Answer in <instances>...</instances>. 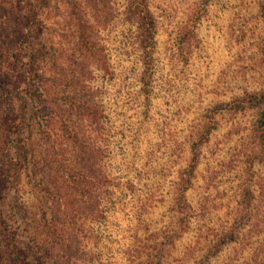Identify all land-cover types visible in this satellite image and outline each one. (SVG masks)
<instances>
[{"label": "rangeland", "instance_id": "obj_1", "mask_svg": "<svg viewBox=\"0 0 264 264\" xmlns=\"http://www.w3.org/2000/svg\"><path fill=\"white\" fill-rule=\"evenodd\" d=\"M32 1L42 66L75 100L27 102L24 148L54 180L19 170L2 258L13 237L27 264H264V0ZM57 130L106 176L86 198L53 171Z\"/></svg>", "mask_w": 264, "mask_h": 264}, {"label": "trees", "instance_id": "obj_2", "mask_svg": "<svg viewBox=\"0 0 264 264\" xmlns=\"http://www.w3.org/2000/svg\"><path fill=\"white\" fill-rule=\"evenodd\" d=\"M8 10L12 13H7ZM23 11H28L29 14L23 15ZM0 22V146L2 147L1 151L3 152L5 150L6 152V154L2 156L3 160L0 156V173H2L0 174L1 203L7 188L17 187L18 176L20 175L19 170L25 168L26 165H29L31 162L34 163L32 164L33 180H38L37 178L44 179L45 177L53 179L51 175L49 176L42 170L38 169L40 163L38 161L35 162L37 157L30 147H28V150L24 148V139L20 136V133L21 131L24 132V128H28L29 130L31 125L30 121L33 119V115L31 116L27 114V102L35 100V96L43 97V99L48 97V99L51 100L49 103L52 105L56 103V98L61 99L64 94H70V97H66V99L68 101H73L75 100L74 95L76 89L74 87H71L70 89L68 88L69 84L67 85V78L71 77V75H68L66 68L63 69L65 73L59 75L58 73H54L51 69L47 70L42 66L40 61V44L37 42L38 29L40 27V10L38 9V6L35 7L32 0H0ZM88 49L92 52L94 50L90 46ZM63 51L64 48L62 49V53ZM64 52L66 53V51ZM99 63L100 66H103V69L106 68L107 70L108 64L106 62H103L102 64L98 61V64ZM60 65L63 67L64 63ZM60 86L64 90L62 95H58V88ZM65 87L67 88L65 89ZM80 88V92L83 94L82 98L86 97L85 93L89 88H86L85 85ZM66 91L68 93H66ZM82 98L77 99L76 101L82 112L80 120L85 122L83 118L89 116L88 120L92 121L93 112L88 113L81 107V105L84 106L82 103L83 101L81 100ZM16 103L19 108H17L18 106ZM42 103L43 104L36 107H40L37 109L36 113L40 112L41 114V110L43 112L48 108L47 105H44V103L47 104V102L42 101ZM85 111L87 114H83ZM69 113L70 110L68 114ZM93 117L98 116L94 113ZM73 135H75V132ZM55 138L59 139L60 142H56L58 145L57 149L53 145V148H55L53 150H55V156H58L60 160L58 157H55L56 160H59L57 162L52 158L51 162H56V164L53 165V171L59 170L65 175V179H67L66 184L72 186V188H70L73 193L76 192L79 194V192H81L85 197L86 193L83 188L88 186V181L92 182L94 186H101L104 183L103 179L106 180V176L103 177L101 171H99V174L96 172L95 175L91 177L89 171L85 168L83 158V155L85 154V146L83 142H81L83 145H78V148L75 149L78 152L76 153L75 150L70 148L69 144H66L67 139L61 136V131H56ZM10 149H13L15 152L13 156H10ZM50 150L52 152V149ZM66 157L68 158L65 159ZM6 173L9 175H6ZM57 173L58 172H54V174ZM4 174L5 176L2 177ZM55 182H57L56 179L54 184ZM55 190H57L56 186ZM61 190L65 189L62 188ZM67 197L68 195H61L62 200H65ZM43 198L45 197L43 196ZM85 198H81V200L85 201ZM43 202L45 203L44 200ZM50 226L53 225L51 224ZM15 228L17 227H12L8 224L3 225L2 231L4 232V237L8 238V236L14 234L17 230ZM6 244L10 249V253H8L7 256L4 254L5 256H3L6 258H2V253L0 252V264L28 263L25 261L26 251L19 247L13 237L7 239ZM3 248H5V246Z\"/></svg>", "mask_w": 264, "mask_h": 264}]
</instances>
